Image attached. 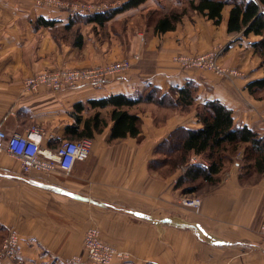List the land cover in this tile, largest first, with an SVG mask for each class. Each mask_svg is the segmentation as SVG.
<instances>
[{
    "label": "crops",
    "instance_id": "crops-1",
    "mask_svg": "<svg viewBox=\"0 0 264 264\" xmlns=\"http://www.w3.org/2000/svg\"><path fill=\"white\" fill-rule=\"evenodd\" d=\"M62 1L64 6L52 8L37 0H0V123L6 134L39 126L44 148L55 151L75 123L76 104L117 94L138 97L150 85L166 93L193 82L196 103L187 111L141 104L132 110L142 120L140 137L116 141H110V110H101L108 127L92 140L90 157L76 162L70 173L58 165L48 172L24 173L20 160L0 152V246L14 230L20 238V264H89L84 239L95 230L103 243L125 254L114 264H264V175L243 168V151L225 166L220 182L200 194L177 188L185 168L167 173L165 167L161 172L150 167L159 157L155 149L173 131L201 127L197 110L209 100L231 109L238 126L264 133V92L257 98L247 88L264 79V63L253 47L261 37L229 34V8L219 26L190 11L175 30L155 33V21L188 7V0H147L105 25L82 24L84 45L79 48L58 43L51 29L41 25L42 18L56 20V30L63 33L70 14L87 15L75 9L104 3ZM126 1L118 0L116 7ZM122 20L127 28L121 30ZM108 23L114 28L105 32ZM139 24L149 28L132 32ZM219 50H224L222 65L238 70L240 77L226 80L179 61ZM127 59L131 70L101 88L37 94L24 89L27 79L44 71ZM194 198L201 200L199 211L185 203Z\"/></svg>",
    "mask_w": 264,
    "mask_h": 264
},
{
    "label": "trees",
    "instance_id": "trees-1",
    "mask_svg": "<svg viewBox=\"0 0 264 264\" xmlns=\"http://www.w3.org/2000/svg\"><path fill=\"white\" fill-rule=\"evenodd\" d=\"M73 1V0H65ZM147 0H127L121 6L87 15L72 13L65 26V31L56 30V20L42 18V24L49 27L54 39L60 43L66 41L79 48L84 45L81 25L98 23L105 25L118 13L137 7ZM229 8L227 31L248 37L250 34L261 39L253 44L256 54L264 63V0H188V7L181 11H170L155 21L154 32L166 33L176 29L182 19L190 11L200 14L219 26L223 20V11ZM71 37L72 42L69 41ZM249 92L257 97L264 92V79L248 85ZM198 86L190 82L184 87H174L164 93L155 86H149L138 97L125 94L112 95L107 98L89 100L74 106L72 116L75 123L66 129L65 141L94 140L106 127L108 120L102 116L101 110L109 109L112 122L110 141L139 138L142 120L132 112L141 104H153L158 108L189 110L196 103ZM85 117V114L88 113ZM92 112V113H91ZM199 129L179 128L155 149L159 156L150 163L152 170L167 173L185 168V174L179 179L177 188H183L186 195L200 194L209 186H216L225 171V166L233 162L241 151L244 153L246 170L264 175V133L257 132L247 126H238L233 111L219 100H209L197 110ZM83 125V126H82ZM62 142V143H63ZM61 143V144H62ZM198 157L200 161L192 165L190 160Z\"/></svg>",
    "mask_w": 264,
    "mask_h": 264
},
{
    "label": "built area",
    "instance_id": "built-area-1",
    "mask_svg": "<svg viewBox=\"0 0 264 264\" xmlns=\"http://www.w3.org/2000/svg\"><path fill=\"white\" fill-rule=\"evenodd\" d=\"M38 4L52 8L64 6L62 0H37ZM108 6H85L86 14L104 12ZM224 50L213 51L195 56H181L179 61L185 68H196L231 80L241 76L238 70L226 68L221 63ZM132 68L130 60L107 63L95 68L69 69L67 67L44 71L26 80L24 89L26 92L37 94L42 89L61 91L71 88L89 86L103 87L108 81L126 75ZM45 136L39 126L30 127L24 134L8 135L0 123V152L6 151L22 162L24 173L48 172L54 165H58L66 173H70L76 162L87 160L92 151V140L65 141L55 151L44 148ZM196 158L190 160L195 165ZM264 184V180H263ZM187 206L200 210L201 200L194 198L185 201ZM261 232L264 235V221L261 224ZM89 264H114L118 259H125V254L100 240L95 230H90L84 239ZM21 245L19 235L14 230H9L0 246V264L10 260L21 263ZM75 262V259H73Z\"/></svg>",
    "mask_w": 264,
    "mask_h": 264
},
{
    "label": "rangeland",
    "instance_id": "rangeland-1",
    "mask_svg": "<svg viewBox=\"0 0 264 264\" xmlns=\"http://www.w3.org/2000/svg\"><path fill=\"white\" fill-rule=\"evenodd\" d=\"M117 2H118V0H95L92 3H104V5L108 6V9L107 10H109V9L115 8L117 5H119ZM124 22H125V20H122L120 22V28H121V30L124 29L125 27L127 28V25H124ZM115 23H116V21L113 22V24H115ZM109 27L114 28L113 25H112V23H108L106 25V28H105L104 31L107 32V30H108ZM133 27H134V29L132 30V32H134L136 29L137 30L144 31V29L149 28V26H146L145 24L133 25ZM122 44H123V40H122Z\"/></svg>",
    "mask_w": 264,
    "mask_h": 264
}]
</instances>
